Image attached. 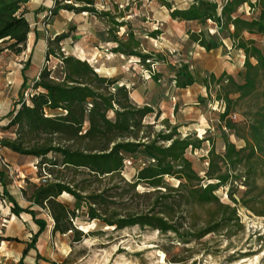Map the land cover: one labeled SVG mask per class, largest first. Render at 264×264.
Listing matches in <instances>:
<instances>
[{
  "label": "trees",
  "instance_id": "16d2710c",
  "mask_svg": "<svg viewBox=\"0 0 264 264\" xmlns=\"http://www.w3.org/2000/svg\"><path fill=\"white\" fill-rule=\"evenodd\" d=\"M30 2L0 0V53L9 51L20 56L26 50L31 33L26 17ZM164 6L172 20L196 22L202 28L198 34H191V39L205 51L223 47L222 40L205 31L212 22L219 33H224V39L244 54L238 80L222 74L201 81L209 92L215 88V101L222 105L220 122L243 145L225 138L223 154L212 145L207 167L197 172L187 152L201 149L206 140L194 135L181 138L178 128L151 134L153 125H146L145 119L154 114L152 108L134 105L125 85L99 76L87 61L52 50L65 36L48 40L37 80L29 88L23 80L21 88L28 91V97L8 114L6 127L14 128L16 137L0 142L14 154L37 160L39 178H43V183L34 186L26 200L29 206L24 208L10 194L7 176L0 170L2 195L11 206V214H27L38 227L19 264H24L31 251L40 257L36 246L48 224L38 218L35 208L48 211L53 235L72 234L76 243L87 237L76 225L78 221L97 222L114 231L137 227L199 241L238 224L239 207L264 217V49L255 39L245 37L264 39V0H194L183 9H172L168 2ZM243 6L254 13L251 18L239 14ZM61 11L106 19L109 31L104 42L115 45L112 54L137 58L146 67L154 60L139 50L140 43L132 31L126 39L118 37L119 29L126 24L117 20L124 17L98 12L96 0H55L50 15L56 17ZM52 59L56 65L50 66ZM196 82L187 66L177 70V88L187 89ZM242 103L253 107L244 114V128L240 129L231 115ZM158 118L156 115L155 120ZM133 157H139L142 165L129 182L124 172ZM168 180H175L177 186ZM221 189L227 190L230 203L217 195ZM240 189L243 192L237 199ZM63 195L71 202H60ZM4 241L0 236V244Z\"/></svg>",
  "mask_w": 264,
  "mask_h": 264
},
{
  "label": "rangeland",
  "instance_id": "374dc122",
  "mask_svg": "<svg viewBox=\"0 0 264 264\" xmlns=\"http://www.w3.org/2000/svg\"><path fill=\"white\" fill-rule=\"evenodd\" d=\"M192 1L96 0L98 12H111L114 16L124 17L117 20L126 24L117 35L126 39L129 31L134 33L140 43L139 50L153 56L154 60L147 64L148 67L137 58L111 53L115 45L104 42L109 31L106 19L68 11H61L57 18L50 13L42 19L36 18L33 21L37 24L34 28L41 29L34 30L35 36L41 39L36 48L32 33L26 50L20 56L9 51L0 53V142L16 137L15 129L6 126L9 112L19 105L28 92L21 88L19 82L22 77L32 81L41 64H44V40L63 35L66 39L58 46L53 45L52 50L87 61L95 70H99L96 71L99 76L117 79L120 85H125L134 105L153 109L154 114L145 119L146 125H153L151 134L178 128L181 138L194 135L199 140H206L201 149L187 152V158L197 172L207 167V156L212 145L218 154L224 153L226 139L242 146L243 143L220 122L222 105L215 101V88L212 87L209 92L201 81L210 75L218 78L222 74L238 80L237 74L245 62L244 54L236 51L231 41L224 39V33H219L212 22H208L205 31L217 40H222L223 47L211 52L205 51L191 39V34H198L202 28L196 22L172 20L169 9L164 6L168 2L172 9H183ZM35 8V5L27 7L31 20ZM239 14L251 18L254 13L248 6H243ZM47 25L51 26L50 29ZM152 34L157 35L153 37ZM245 37L255 39L259 47L264 49V39L248 35ZM53 65H56L54 59L50 63V66ZM182 66H187L197 80L187 89H179L175 85V74ZM29 87L30 84L27 85ZM252 107L251 104L242 103L231 115V120L240 129L244 128V114ZM156 115L159 116L158 120H155ZM128 162L130 166L124 172V178L130 182L142 165V160L133 157ZM0 170L7 176L10 194L22 207H28L26 200L34 186L43 183V178H39L41 170L38 161L14 154L0 145ZM168 182L177 186L175 180ZM240 190L237 199L243 192V189ZM139 191H144V188H139ZM2 193L0 185V236L6 240L0 244V264H19L26 244L38 228L30 216L12 215L11 206ZM217 195L221 201L230 203L226 189L219 190ZM59 201L70 203L71 199L63 195ZM34 210L38 218L47 221L48 229L36 246L40 257L37 258L36 252L31 251L24 264H264V217H257L240 207L238 224H232L227 230L210 234L199 241L181 240L173 235L163 236L156 231L137 227L114 231L97 222L78 221L76 225L87 235L79 243L74 241L72 234L53 235V220L48 211L38 208Z\"/></svg>",
  "mask_w": 264,
  "mask_h": 264
},
{
  "label": "crops",
  "instance_id": "0c3cea01",
  "mask_svg": "<svg viewBox=\"0 0 264 264\" xmlns=\"http://www.w3.org/2000/svg\"><path fill=\"white\" fill-rule=\"evenodd\" d=\"M126 1H128V0H126ZM55 4V0H31V2L27 5V7L29 8V7H31L32 5H35L36 6V8H35V10H34V18H32V20L30 19V17H29V14H27L26 15V17H27V20H28V22L30 23V26H31V33H30V35L33 33V35H34V40H33V42H34V45H35V48L38 46V44H40V41H41V39H40V37L39 36H35V32H34V30H41V29H38V28H34L37 24L35 23V22H33V21H35V19L36 18H43V17H45V15L47 14V13H49L50 12V10L54 7L53 5ZM114 4H116V2H114ZM60 16V15H59ZM58 17V16H57ZM57 17H55V18H57ZM92 17L93 18H96V17H94L93 15H92ZM47 27H48V29H50V25H47ZM91 29V28H90ZM52 30H55L54 28H52ZM29 35V36H30ZM39 35V34H38ZM28 43V42H27ZM46 48H47V40H44V46H43V49H44V51H46ZM42 66H43V64H41V66H40V68H39V71H38V73H37V75L35 76V78L34 79H32V81H27V85H29L30 84V87L33 85V83L37 80V78H38V75H39V72L41 71V68H42ZM97 72H99V70L97 69ZM22 74H23V72H22ZM23 80H24V78L22 77V81L21 82H19V85L20 84H22L23 83ZM0 125H1V123H0ZM17 201V200H16ZM19 203V202H18ZM21 206V205H20ZM22 207V206H21ZM23 215V214H22ZM24 215H27V214H24ZM27 216H29V215H27ZM30 218H31V216H30ZM32 219V218H31ZM33 222V221H32ZM35 225V224H34ZM36 226V225H35ZM37 227V226H36ZM38 228V227H37ZM38 231V230H37ZM36 231V232H37ZM35 232V233H36Z\"/></svg>",
  "mask_w": 264,
  "mask_h": 264
},
{
  "label": "built area",
  "instance_id": "2783aa9c",
  "mask_svg": "<svg viewBox=\"0 0 264 264\" xmlns=\"http://www.w3.org/2000/svg\"><path fill=\"white\" fill-rule=\"evenodd\" d=\"M26 97H28V95H26ZM8 168V167H7Z\"/></svg>",
  "mask_w": 264,
  "mask_h": 264
}]
</instances>
